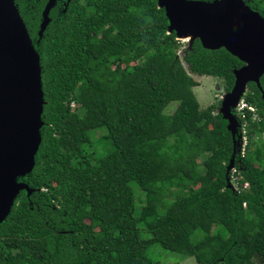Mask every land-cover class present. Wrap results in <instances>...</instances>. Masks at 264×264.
<instances>
[{
  "label": "trees",
  "instance_id": "16d2710c",
  "mask_svg": "<svg viewBox=\"0 0 264 264\" xmlns=\"http://www.w3.org/2000/svg\"><path fill=\"white\" fill-rule=\"evenodd\" d=\"M14 1L39 55L43 125L17 179L34 191L0 222V264H161L156 244L195 264H264V74L241 97L254 112H234L247 139L234 153L221 102L201 109L192 76L227 93L243 63L167 33L157 0H57L42 34L48 0Z\"/></svg>",
  "mask_w": 264,
  "mask_h": 264
},
{
  "label": "water",
  "instance_id": "95a60500",
  "mask_svg": "<svg viewBox=\"0 0 264 264\" xmlns=\"http://www.w3.org/2000/svg\"><path fill=\"white\" fill-rule=\"evenodd\" d=\"M11 1L0 0V222L21 190L27 196L34 191L17 179L34 167L44 105L39 55ZM56 1L48 0L39 34L49 23L48 14ZM157 1L169 21L167 33L175 32L177 40L189 45L198 39L207 50L223 48L243 63L233 71V87L221 97L217 110L227 121L235 153L240 139L235 108L247 84L259 86L264 74V14L251 10L243 0ZM24 142L30 143L28 149L21 148ZM232 168L233 159L227 171Z\"/></svg>",
  "mask_w": 264,
  "mask_h": 264
},
{
  "label": "rangeland",
  "instance_id": "374dc122",
  "mask_svg": "<svg viewBox=\"0 0 264 264\" xmlns=\"http://www.w3.org/2000/svg\"><path fill=\"white\" fill-rule=\"evenodd\" d=\"M184 44L188 45V41H184ZM195 81L198 82V86L193 88V93L200 105L201 109L206 108L207 106L213 104V103H220L221 102V97L225 94L224 90V85H223V80L219 78H214V77H209V76H192ZM247 91V88L245 92ZM244 92V93H245ZM74 104L71 105V108L74 110ZM176 107V103H171L169 106L166 107L164 114L171 115L173 110ZM87 129H90V125H86ZM242 134V130H241ZM241 137V136H239ZM261 138L262 143L264 144V135H259V134H254L253 138L254 140H257L258 138ZM240 140L238 141L237 148H239V143ZM29 143V142H28ZM25 143L21 147L22 149H28L30 146V143ZM232 172V169H231ZM136 191L141 194L137 189ZM162 198L167 202L171 198L167 196L166 193H162ZM160 198H157L156 200L153 201L154 204H158ZM135 201V207L138 209L139 207V202L136 197ZM146 237V235H145ZM148 255L153 259L159 261L161 264H195V261L193 258L189 257H182L181 255L170 252L167 250L162 249L159 245H153L149 252Z\"/></svg>",
  "mask_w": 264,
  "mask_h": 264
},
{
  "label": "built area",
  "instance_id": "2783aa9c",
  "mask_svg": "<svg viewBox=\"0 0 264 264\" xmlns=\"http://www.w3.org/2000/svg\"><path fill=\"white\" fill-rule=\"evenodd\" d=\"M73 104L74 103H71V105H73ZM246 108L248 110L254 112V109L252 107L247 106L246 102L242 98H240L239 103H238L237 107L235 108V113L242 112ZM240 136H241L240 138H241L242 141H240V143H239V151H240L241 154H243L244 153V148L247 145V139H246L244 130H242V134H240ZM247 187H248V184L245 183L244 184V188H247Z\"/></svg>",
  "mask_w": 264,
  "mask_h": 264
},
{
  "label": "bare ground",
  "instance_id": "6f19581e",
  "mask_svg": "<svg viewBox=\"0 0 264 264\" xmlns=\"http://www.w3.org/2000/svg\"><path fill=\"white\" fill-rule=\"evenodd\" d=\"M10 3L12 2L11 0H8Z\"/></svg>",
  "mask_w": 264,
  "mask_h": 264
},
{
  "label": "clouds",
  "instance_id": "9594fccd",
  "mask_svg": "<svg viewBox=\"0 0 264 264\" xmlns=\"http://www.w3.org/2000/svg\"><path fill=\"white\" fill-rule=\"evenodd\" d=\"M247 88V87H246ZM240 140V139H239ZM239 147V146H238ZM238 151H239V148H238Z\"/></svg>",
  "mask_w": 264,
  "mask_h": 264
}]
</instances>
